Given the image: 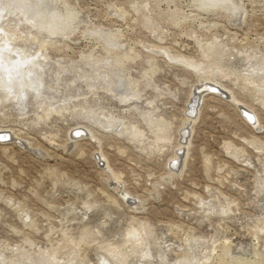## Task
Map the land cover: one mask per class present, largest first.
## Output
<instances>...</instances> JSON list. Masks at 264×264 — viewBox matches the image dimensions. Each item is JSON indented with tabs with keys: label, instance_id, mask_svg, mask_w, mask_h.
I'll return each mask as SVG.
<instances>
[{
	"label": "rangeland",
	"instance_id": "rangeland-1",
	"mask_svg": "<svg viewBox=\"0 0 264 264\" xmlns=\"http://www.w3.org/2000/svg\"><path fill=\"white\" fill-rule=\"evenodd\" d=\"M2 55L0 264H264V0H0Z\"/></svg>",
	"mask_w": 264,
	"mask_h": 264
},
{
	"label": "bare ground",
	"instance_id": "bare-ground-1",
	"mask_svg": "<svg viewBox=\"0 0 264 264\" xmlns=\"http://www.w3.org/2000/svg\"><path fill=\"white\" fill-rule=\"evenodd\" d=\"M37 7V6H36ZM39 7V6H38ZM38 9V8H37ZM39 10V9H38ZM37 10V11H38ZM44 11V10H43ZM42 11V12H43ZM31 12H29L28 14H30ZM34 13V12H33ZM44 13H45V11H44ZM36 14V13H35ZM39 14V13H38ZM38 14H37V17H39L38 19H39V21H36L37 22V25L39 26V27H41L42 29H44V30H46V32H50V33H59V32H62L63 30H64V27L65 26H67L68 24H69V20H70V14L68 13V15L66 14L65 15V17L63 18V16H62V18H61V16H60V18H59V16H55L54 17V15L53 14H51L50 15V17H49V15L47 16V14L46 15H44V14H42L41 16L39 15L38 16ZM40 14H41V12H40ZM30 16H31V14H30ZM36 16V15H35ZM29 17V16H28ZM48 17V18H47ZM32 18H36V17H32ZM38 19H36V20H38ZM32 20V19H31ZM36 25V24H35ZM3 36V35H2ZM17 38V37H16ZM16 41V40H15ZM13 44V43H12ZM3 49V48H2ZM4 50V49H3ZM3 53H4V51H3ZM5 53H7L6 51H5ZM14 53V52H13ZM11 55H14V54H11ZM19 59V58H18ZM24 59V58H23ZM29 59V58H28ZM0 60L2 61V63H1V66H0V69H3L2 68V65H3V67H4V65H5V67H6V65L7 64H9V65H13L12 67H14V64H15V66H19V64L21 65V62H19V61H15V59H14V61L11 63L10 61H11V59H10V61H7V60H9V59H7V57H6V55L5 56H3L2 55V57L0 58ZM4 60L5 61H7V62H10V63H5L4 62ZM20 60V59H19ZM44 61V60H43ZM184 61H186V60H184ZM188 62V61H187ZM11 68V67H10ZM6 70V69H5ZM8 71V70H7ZM12 71V70H11ZM3 72V71H2ZM16 72H17V70H16ZM19 73V72H18ZM23 73V72H22ZM3 74H5L4 72H3ZM11 74V73H10ZM8 76H9V74H8ZM15 76V75H14ZM4 77H6V76H4ZM17 77V76H16ZM11 79H3V80H0V84L2 83V87H1V91L3 92V93H5L7 96H6V98L8 99V98H13L14 96H17L18 97V99L19 98H22L23 97V94L21 95V93L20 92H24L23 90V88L25 87L24 85H23V87H21V84H20V86H18V87H16V93L14 94V92H13V89H14V87H13V82H11V80H13L12 78L13 77H10ZM38 80V79H37ZM210 81V80H209ZM215 82V81H214ZM23 83H25V81H24V79H23ZM34 84V83H33ZM37 84H40L39 83V80L37 81ZM218 84V83H217ZM27 85V84H26ZM16 86V85H15ZM213 86V85H212ZM29 88H33L34 87V89H35V85L34 86H28ZM205 87V86H204ZM36 88H37V86H36ZM33 90V89H32ZM20 91V92H19ZM37 91V90H36ZM205 90H203V88L202 89H200V90H195V92H193V96H192V98H191V100H190V106H189V110H191V114L189 113V115H191L190 117H192V112L194 111V108L196 109V105H197V101L199 102V97H200V95H201V93L202 92H204ZM192 92V91H191ZM208 92V91H207ZM214 92V91H213ZM224 92V91H223ZM232 97V96H231ZM1 99V98H0ZM17 99V98H16ZM234 99V98H233ZM236 102V101H235ZM240 104V103H239ZM243 106V105H242ZM248 109V108H247ZM246 109V110H247ZM247 113H249V112H251L252 113V115L255 117V114L252 112V111H250V110H247L246 111ZM188 117V116H187ZM186 117V118H187ZM194 118V117H193ZM189 119V118H188ZM191 120H192V118H190ZM185 121V120H184ZM194 121V120H193ZM186 125V124H185ZM185 127V126H184ZM78 128V127H77ZM186 128V127H185ZM184 128V129H185ZM78 129H80V128H78ZM9 130H0V137L4 140V137H6V136H8V134H6V132H8ZM185 131V130H184ZM187 132V131H186ZM183 133H185V132H183ZM11 135V134H10ZM182 137V136H181ZM185 138V137H184ZM4 144V143H3ZM8 144V143H7ZM184 146V145H183ZM185 147V146H184ZM180 154V153H179ZM176 155V154H175ZM178 155V154H177ZM176 155V156H177ZM175 156V157H176ZM181 156V155H180ZM101 159H103L102 158V156H101ZM239 262V261H238Z\"/></svg>",
	"mask_w": 264,
	"mask_h": 264
},
{
	"label": "built area",
	"instance_id": "built-area-1",
	"mask_svg": "<svg viewBox=\"0 0 264 264\" xmlns=\"http://www.w3.org/2000/svg\"><path fill=\"white\" fill-rule=\"evenodd\" d=\"M245 116H246V115H244V118L247 117V116H246V117H245ZM74 137H75V138H79L80 135H75ZM8 140H10L8 136L4 137V140L0 137V142H6V141H8ZM97 158H98V159H97ZM98 160L101 161V159H99V157H96V161H97V163H98V166L102 165V162H99Z\"/></svg>",
	"mask_w": 264,
	"mask_h": 264
}]
</instances>
